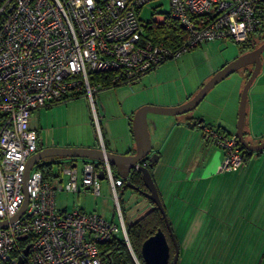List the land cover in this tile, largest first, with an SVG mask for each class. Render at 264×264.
Listing matches in <instances>:
<instances>
[{
	"label": "built area",
	"instance_id": "1",
	"mask_svg": "<svg viewBox=\"0 0 264 264\" xmlns=\"http://www.w3.org/2000/svg\"><path fill=\"white\" fill-rule=\"evenodd\" d=\"M153 1L0 0V222L5 221L0 261L17 263L23 236L29 239L24 264H106L100 246L118 232L133 253L120 208L125 178L108 160L85 159L81 176L76 166H63L56 186L36 165L25 178L28 160L38 150L29 124L35 109L84 95L101 136L94 97L106 82L132 86L167 59L206 42L246 41L264 11V0H168L169 11H155L145 23L139 12ZM167 13L186 33L175 47L154 41L147 31ZM201 127L205 138L224 150L221 170L244 164L237 134ZM99 147L105 150L102 136ZM100 170L109 181L119 223L81 208L57 207V190L79 193L80 182L82 190L101 194Z\"/></svg>",
	"mask_w": 264,
	"mask_h": 264
},
{
	"label": "crops",
	"instance_id": "2",
	"mask_svg": "<svg viewBox=\"0 0 264 264\" xmlns=\"http://www.w3.org/2000/svg\"><path fill=\"white\" fill-rule=\"evenodd\" d=\"M242 53L241 49L239 53L237 52L239 55ZM157 68L158 66L141 77L140 83L143 82V85H140V95L131 107V113L124 117L128 121L126 130L122 132L120 140L116 139L114 133L109 132L107 143L104 141L105 150L122 154L133 153L136 140L132 127V116L139 107L143 105L177 106L190 99L205 83L203 81L204 83L197 85L194 89L186 90L183 95L178 94L174 100L167 95V90L157 96L151 93L149 86L146 85V81L154 73L151 71H156ZM252 68V65L241 68L245 72L241 76L237 89L228 93L230 100L222 109L221 114L211 112L207 116L199 117L191 113L190 119H187L185 114L160 113L162 116L150 117L149 113L153 111L147 112L152 151L159 154L158 161L151 166L154 180L166 207L167 215L168 210H173L174 213H179L181 210L184 216L181 220L184 221L185 226L180 228L179 225L173 229L180 243L177 264H220L223 262L230 264L231 260L242 258L250 248L264 247V150L249 151L248 158L242 166L231 170H221L224 150L206 139L201 127V124H207L218 128L223 133L236 134L237 126L236 130L233 128L235 122L238 121V95L240 94V101L241 92ZM208 76L204 80H208L212 75ZM80 97L86 98L80 95L68 101ZM44 107L38 108L39 116L42 115ZM199 118H203L201 123L195 125L191 123ZM34 120L35 117L31 114L29 124L37 133L38 149L61 144L56 142L54 136L50 140L46 137L48 126L46 127L44 122L38 119L35 126ZM243 131L246 140L250 143L264 140V66L248 91ZM78 146L99 147V143L94 141ZM55 157L59 156L46 157V159L53 158L62 163L68 162V165L77 162L76 167L78 168V159ZM84 160L82 159V164ZM56 166L59 167V164L57 163ZM56 171L53 178L47 179L55 186L58 183ZM78 171L81 176L82 165L81 170L78 168ZM114 172L116 173L115 167ZM178 174L180 176L176 178ZM175 185H182V190L186 193V201L180 204L170 202L168 199ZM80 190L82 191L81 182ZM165 191L166 194L163 195ZM63 210L71 209L63 208ZM233 248H240V251L233 250ZM193 251L194 254H192ZM239 252H241L240 255ZM191 257H193L192 260Z\"/></svg>",
	"mask_w": 264,
	"mask_h": 264
},
{
	"label": "rangeland",
	"instance_id": "3",
	"mask_svg": "<svg viewBox=\"0 0 264 264\" xmlns=\"http://www.w3.org/2000/svg\"><path fill=\"white\" fill-rule=\"evenodd\" d=\"M169 9L170 4L168 0H156L145 5L140 10L139 17L146 23L151 21L155 11L168 12ZM259 40V45L264 42V39L262 41L261 39ZM237 52H240V45L230 38L206 42L193 49L184 51L176 58H169L164 61L158 66L156 71H151L154 73L150 75V78L146 81V85L149 86V91L157 96H160L162 91L167 90V95L174 100L178 94L183 95L186 90L194 89L197 85L206 82L207 80L204 79L209 77L208 75H213L221 65L232 61L236 55H239ZM244 72V69H239L216 84L190 114L193 113L199 117L207 116L211 112L213 114H221L223 112L222 109L230 100L228 93L237 89ZM140 81L141 78L132 86L118 84L103 87L96 93L94 101L98 125L101 136L106 143L110 133H114L116 139L120 140L122 132L126 130L128 121L124 117L131 113V107L140 95V85H143V82L140 83ZM86 98L80 97L72 101L67 100L53 103L48 107H44L40 116L39 109H35L32 113L35 117V126L38 119L44 122V125L48 126L46 137L50 140L54 136L56 142L61 143L56 144L58 147H87L78 145H85L94 141L101 143V136L97 129L93 107L90 99ZM149 115L150 117L162 116V114L154 112L149 113ZM236 124L237 122H235L233 128L235 130ZM83 136L85 138L82 139ZM68 164V162L62 163V165ZM56 165L55 170L59 174V167ZM81 165L82 159H78V168L80 170ZM177 176L179 177L180 175H176V178H178ZM101 181V194H95L91 190H82L80 193L58 191L56 193L57 207L59 209L68 208L71 210L72 208H81L85 212H96L107 220L119 223L120 215L114 195L110 189L109 181L107 178H103ZM119 192L120 208L127 228L130 222L151 209L152 202L143 195L134 193L130 188H120ZM164 194H166V191L165 193L163 192ZM168 199L170 202L174 201L176 204L186 201V193L182 190V185H175ZM170 202L168 201V203ZM168 217L173 229L179 225L180 228L185 226L184 221L181 220L184 218L181 210L179 213L168 210ZM118 237H122L121 232H118ZM235 249L233 248V250ZM236 250L240 251V248ZM192 254H194V251ZM132 255L136 264H141L134 251ZM231 261L230 264H264V247L250 248L248 253L244 254L242 258ZM220 264L228 263L223 262Z\"/></svg>",
	"mask_w": 264,
	"mask_h": 264
},
{
	"label": "water",
	"instance_id": "4",
	"mask_svg": "<svg viewBox=\"0 0 264 264\" xmlns=\"http://www.w3.org/2000/svg\"><path fill=\"white\" fill-rule=\"evenodd\" d=\"M263 52L264 42L254 49L248 50L234 58L232 61L224 64L219 70H217L202 86L201 88L186 102L177 106H154L143 105L139 107L132 116V127L134 130L136 148L133 153H117L104 150L102 147H58L52 146L43 149H38L28 160L27 170L25 178L28 175L34 165L40 160L51 157H69L75 159H94L98 161L108 160L115 168L116 174L129 178L133 170H139L142 173V178L148 191L145 194L159 207L165 217V221L175 246L174 255L170 264H177L179 257V243L176 234L171 226V222L165 210L164 203L160 196L159 189L154 180L151 169L145 164V161H149L154 164L159 159V154L152 151L150 132L148 127L147 112L153 111L163 114H184L192 111L199 103L204 99L207 93L220 81L236 72L237 70L252 65L250 75L243 87L239 101L238 121H237V136L241 144L248 151H261L264 150V140L258 143H250L246 140L243 127L245 122V116L247 112L248 91L252 85L254 79L260 73L263 68ZM203 118L193 120V125L201 123ZM77 162H74L72 166H76ZM100 177L105 178L104 170H100ZM127 188L139 189V186L133 184L130 179H127ZM27 201L25 202V205ZM20 214V213H19ZM18 214V215H19ZM18 215L14 216L12 220L16 219ZM0 224H5V221H1ZM29 244L23 249V253L18 256L16 264H24L25 256L28 255ZM142 256L147 264H169L171 256V245L168 240L166 232L162 228H158L157 231L147 237L141 246Z\"/></svg>",
	"mask_w": 264,
	"mask_h": 264
},
{
	"label": "trees",
	"instance_id": "5",
	"mask_svg": "<svg viewBox=\"0 0 264 264\" xmlns=\"http://www.w3.org/2000/svg\"><path fill=\"white\" fill-rule=\"evenodd\" d=\"M264 8V5H263ZM262 17V23L255 29L254 32L250 34L248 39L243 42H237L240 45V49L242 52L251 50L256 48L259 45V39H264V11L261 14ZM147 31L149 36H151L154 41L156 42H163L165 44H168L170 46H177L183 39L186 37L185 31L182 29V26L180 23L171 16V14L166 15V18L164 21L161 22H152L150 25L147 26ZM263 64H264V52H263ZM264 66V65H263ZM251 73V71L249 72ZM96 77H100V75L97 73L95 75ZM114 84H110L106 82L102 87H109L113 86ZM80 95L74 96L72 98L78 97ZM245 149L244 153V161L248 158L249 151L243 146ZM260 152V151H257ZM55 158H62V157H55ZM59 164V173L62 170V162L56 161L53 158L52 159H42L37 164L36 167L42 172L43 177L45 180H49L55 176V170L54 166L55 164ZM61 163V164H60ZM145 164L150 168L153 165L148 160L145 161ZM101 165H98V168L100 169ZM112 168L114 170V166L112 165ZM58 175V174H57ZM130 180L133 184L139 186L140 188H146L142 173L139 170H134L131 174ZM125 188L126 182H125ZM134 193L136 190H132ZM139 194V193H138ZM144 197L148 198L147 196L143 195ZM152 202V207L149 211H147L145 214L140 216L139 218L135 219L134 221L130 222L127 225V233L130 240V244L132 247V250L134 251L135 255L138 257L141 264H147L142 256L141 252V246L143 241L149 237L150 235L154 234L158 228H162L168 237V240L171 245V256L169 260V264L172 261L175 246L172 241V238L169 234V230L165 221V217L159 207L150 199ZM165 206V205H164ZM166 209V207H165ZM29 244V239L25 236L20 238L19 241V250L16 252V256H19L21 253V250L23 251L24 247ZM101 253L105 256V263L106 264H136L133 255L123 237H115L105 243H103L100 246ZM0 264H10V263H4L0 261Z\"/></svg>",
	"mask_w": 264,
	"mask_h": 264
},
{
	"label": "flooded vegetation",
	"instance_id": "6",
	"mask_svg": "<svg viewBox=\"0 0 264 264\" xmlns=\"http://www.w3.org/2000/svg\"><path fill=\"white\" fill-rule=\"evenodd\" d=\"M190 112H191V111L185 113V117H186L187 119H190V116H191ZM133 171H134V170H133ZM133 171H132V172H133ZM132 172H131V174H132ZM131 174H130L129 178H125V182H126V183H127V179H130ZM131 190H136V192H138L140 195H145V196H147V195L145 194V191H148L147 187H146V188H143V187L140 188V187H139L138 190H137V189H131ZM147 197H148V196H147ZM148 198H149V197H148ZM169 234H170V233H169Z\"/></svg>",
	"mask_w": 264,
	"mask_h": 264
}]
</instances>
